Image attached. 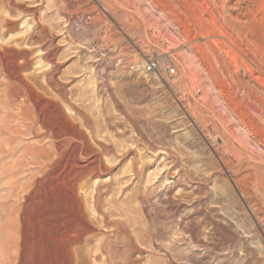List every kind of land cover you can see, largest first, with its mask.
I'll return each mask as SVG.
<instances>
[{
  "label": "rangeland",
  "instance_id": "obj_1",
  "mask_svg": "<svg viewBox=\"0 0 264 264\" xmlns=\"http://www.w3.org/2000/svg\"><path fill=\"white\" fill-rule=\"evenodd\" d=\"M263 172L264 0H0V264H264Z\"/></svg>",
  "mask_w": 264,
  "mask_h": 264
},
{
  "label": "bare ground",
  "instance_id": "obj_2",
  "mask_svg": "<svg viewBox=\"0 0 264 264\" xmlns=\"http://www.w3.org/2000/svg\"><path fill=\"white\" fill-rule=\"evenodd\" d=\"M5 51V50H4ZM6 53V52H5ZM5 56V55H4ZM167 59V60H165ZM5 60V59H4ZM146 60H153L154 62H156L160 68L163 67L164 65V62L165 61H170L171 63H173V61L168 58V57H145L142 65H144V62ZM2 62V61H1ZM6 68V67H5ZM2 70V69H1ZM4 70V69H3ZM19 70V69H18ZM9 76V75H8ZM6 77V76H5ZM11 77V76H10ZM163 77H166V78H169L165 75H162V76H154V77H151V78H156V79H160V78H163ZM175 77V76H174ZM173 77V78H174ZM8 78V77H7ZM18 79V78H17ZM16 79V80H17ZM20 79V78H19ZM172 79V78H171ZM14 80V79H13ZM24 80V79H23ZM15 81V80H14ZM19 82V81H18ZM14 83V82H13ZM20 83L24 86L27 87V85L25 84V81H21L20 80ZM31 88V87H30ZM28 89V88H27ZM11 90V89H10ZM14 91V90H12ZM27 91V90H26ZM31 92V91H30ZM11 93V91H10ZM9 93V94H10ZM19 93V92H18ZM29 93V92H28ZM14 94V93H13ZM21 95V94H20ZM19 95V96H20ZM6 97V96H5ZM16 97V96H14ZM13 97V98H14ZM9 98V97H8ZM19 102V101H18ZM36 102V101H35ZM21 103V102H19ZM25 103V102H24ZM23 104V103H22ZM27 104V103H26ZM36 104V103H35ZM21 106V105H20ZM41 112V111H40ZM26 113V112H25ZM39 115V114H38ZM41 116V115H39ZM43 120V119H42ZM45 123L43 124V122L41 121L40 123V128L41 129H46L47 128L44 126ZM36 126V125H35ZM55 128V127H53ZM250 128V127H249ZM54 130V129H53ZM63 132V131H62ZM50 133V132H49ZM61 132H55V133H51V135L55 136L54 134L59 135ZM81 133V132H80ZM63 134V133H61ZM74 134V133H73ZM247 134V133H246ZM50 135V136H51ZM63 135H65V138L68 139V140H74L76 137H74L73 135H69L68 133H64ZM61 137V136H60ZM54 139V137H52ZM59 138V137H58ZM52 141V140H51ZM75 141V140H74ZM53 142V141H52ZM63 142V141H62ZM246 143V142H245ZM64 145V144H63ZM42 147V146H41ZM70 147V146H69ZM241 147V146H240ZM56 151H58L57 148H55ZM73 151V150H72ZM252 155V154H251ZM46 156V155H45ZM84 155H82L83 157ZM258 156V155H257ZM86 157V155H85ZM84 157V158H85ZM34 158V157H33ZM63 158V157H62ZM48 159V157H47ZM56 159V158H55ZM74 159V158H73ZM97 160V158H96ZM29 161V160H28ZM94 162V160H92ZM91 161V162H92ZM60 163V162H59ZM90 164V163H89ZM77 166V163L75 164ZM74 166V165H73ZM80 166V165H79ZM78 166V168H79ZM101 166V164H100ZM46 167V166H45ZM48 167V166H47ZM63 167V166H62ZM83 167V166H82ZM81 167V168H82ZM89 167H91V165H89ZM58 168V167H57ZM77 168V167H76ZM84 169V168H83ZM97 169V168H96ZM81 170V169H80ZM92 171L94 169H91ZM100 170V169H99ZM97 171V170H96ZM95 171V172H96ZM259 171V170H258ZM91 172V171H90ZM254 172V171H253ZM264 173V172H263ZM93 174V172H92ZM95 174V173H94ZM75 176V175H74ZM75 178V177H74ZM262 178V177H261ZM251 179V178H250ZM77 180V179H76ZM242 180V179H241ZM248 182V181H247ZM241 183L242 181H239V186H241ZM73 184V183H72ZM245 187H247L246 185H244ZM76 188V187H75ZM254 188V187H253ZM260 189V188H259ZM257 190V189H255ZM254 190V191H255ZM249 191V189H248ZM247 191V192H248ZM254 191H253V194H254ZM260 192V191H259ZM28 201V200H27ZM45 214V213H44ZM51 219V218H50ZM46 220V219H45ZM52 222V221H51ZM63 226V225H61ZM84 227V226H83ZM83 227H73V226H64V227H61L60 229H57L55 230V234H54V238L52 239V243H53V246L55 248V252H56V255L58 256L59 254H64L65 256V259H66V264H83L84 263V260H83V253H82V248H81V241H82V237L86 234V228H83ZM90 231V230H89ZM43 234V233H42ZM52 234V233H51ZM90 234V233H89ZM49 237V236H48ZM40 239V238H39ZM47 239V238H46ZM51 239V238H50ZM43 241V240H42ZM46 241V240H45ZM84 241V240H83ZM34 242V241H33ZM37 242V241H35ZM47 242V241H46ZM86 242V241H84ZM17 245V244H16ZM46 245H48V243H46ZM34 247V246H33ZM46 248V247H45ZM48 248V247H47ZM46 250V249H45ZM32 251V250H31ZM48 251V250H47ZM38 252V251H36ZM30 255V254H29ZM28 257V256H27ZM50 257V256H48ZM63 257V256H62ZM93 258L97 259L99 257H95V256H92ZM62 263H65L62 262Z\"/></svg>",
  "mask_w": 264,
  "mask_h": 264
},
{
  "label": "built area",
  "instance_id": "obj_3",
  "mask_svg": "<svg viewBox=\"0 0 264 264\" xmlns=\"http://www.w3.org/2000/svg\"><path fill=\"white\" fill-rule=\"evenodd\" d=\"M132 70L138 71L140 74L147 77L165 75L169 78H173L176 75L175 66L170 61H165L163 67L160 68V66L153 60H146L139 70H137V68H132Z\"/></svg>",
  "mask_w": 264,
  "mask_h": 264
}]
</instances>
